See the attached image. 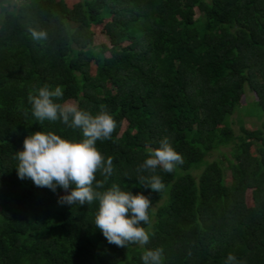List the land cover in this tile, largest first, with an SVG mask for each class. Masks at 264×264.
Here are the masks:
<instances>
[{
  "label": "trees",
  "instance_id": "16d2710c",
  "mask_svg": "<svg viewBox=\"0 0 264 264\" xmlns=\"http://www.w3.org/2000/svg\"><path fill=\"white\" fill-rule=\"evenodd\" d=\"M93 26L106 42L93 43ZM45 84L63 87L58 102L93 115L104 105L116 120L97 141L113 158L105 190L151 199L147 245L109 244L98 201L62 206L63 189L18 178L26 136L83 139L34 120L27 97ZM238 106L258 126L234 132ZM165 136L184 164L157 169L156 193L137 168ZM148 249L163 250L161 264H224L229 253L264 264V0H0V264H142Z\"/></svg>",
  "mask_w": 264,
  "mask_h": 264
},
{
  "label": "clouds",
  "instance_id": "9594fccd",
  "mask_svg": "<svg viewBox=\"0 0 264 264\" xmlns=\"http://www.w3.org/2000/svg\"><path fill=\"white\" fill-rule=\"evenodd\" d=\"M45 37L43 32H33L34 39ZM62 86L45 84L29 92L27 100L31 105L34 120L60 121L67 127L79 129L83 139L79 141L62 138L54 132L37 131L25 137L23 150L17 151V176L30 179L37 187H46L56 192L64 190L58 196L60 205H90L98 201L95 214V228L99 229L109 244L125 248L129 244L147 245L151 236L150 209L152 201L143 193L133 194L122 190L115 183L105 190V184L113 173V158L105 159L97 148V141L109 140L117 128V122L104 105L93 115L82 110L77 104L65 101ZM184 164L182 154L175 150L169 137L160 141V146L151 150L148 158L137 168V172H148L139 176V185L156 193L166 189L159 168L164 173H173ZM104 179L98 180L97 174ZM148 225V228L142 226ZM162 249L145 250L141 256L142 264H161ZM224 264H244L232 253L227 255Z\"/></svg>",
  "mask_w": 264,
  "mask_h": 264
},
{
  "label": "rangeland",
  "instance_id": "374dc122",
  "mask_svg": "<svg viewBox=\"0 0 264 264\" xmlns=\"http://www.w3.org/2000/svg\"><path fill=\"white\" fill-rule=\"evenodd\" d=\"M11 2H17L20 0H9ZM67 5L74 2L75 0H63ZM6 5V2L1 3V6ZM94 36H93V43H101L106 42V37L99 31L98 26H93ZM252 94L249 92H245V95H243V98H241V105L244 104L246 100L252 99ZM70 102V101H68ZM241 107V106H240ZM238 106L236 110H234L229 115V120L231 121V126L234 132L238 131V126L242 123L243 126L246 127H255L258 126L259 121L256 120L255 116H249L247 114H244V111L240 109ZM225 182H228V178H225Z\"/></svg>",
  "mask_w": 264,
  "mask_h": 264
}]
</instances>
